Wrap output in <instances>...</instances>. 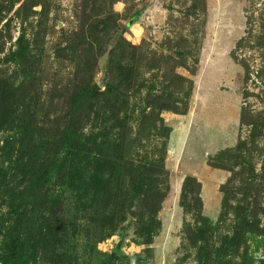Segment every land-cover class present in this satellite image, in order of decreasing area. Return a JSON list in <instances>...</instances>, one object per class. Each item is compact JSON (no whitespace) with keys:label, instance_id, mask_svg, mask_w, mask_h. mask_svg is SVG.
I'll list each match as a JSON object with an SVG mask.
<instances>
[{"label":"rangeland","instance_id":"374dc122","mask_svg":"<svg viewBox=\"0 0 264 264\" xmlns=\"http://www.w3.org/2000/svg\"><path fill=\"white\" fill-rule=\"evenodd\" d=\"M0 264H264V0H0Z\"/></svg>","mask_w":264,"mask_h":264},{"label":"water","instance_id":"95a60500","mask_svg":"<svg viewBox=\"0 0 264 264\" xmlns=\"http://www.w3.org/2000/svg\"><path fill=\"white\" fill-rule=\"evenodd\" d=\"M123 237H124V232L123 231H120L119 233V239L115 245V249L116 250H119L121 248V245H122V242H123Z\"/></svg>","mask_w":264,"mask_h":264}]
</instances>
